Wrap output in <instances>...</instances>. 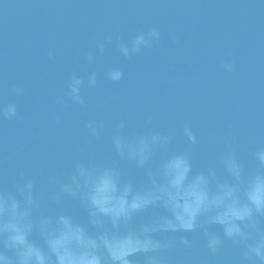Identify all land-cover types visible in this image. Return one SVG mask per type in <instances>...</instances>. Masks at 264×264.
Listing matches in <instances>:
<instances>
[{"label":"water","instance_id":"water-1","mask_svg":"<svg viewBox=\"0 0 264 264\" xmlns=\"http://www.w3.org/2000/svg\"><path fill=\"white\" fill-rule=\"evenodd\" d=\"M116 25L125 40L156 26L161 41L127 60L108 45L89 65L86 54ZM222 60H231L234 71H225ZM110 66L123 68L122 81L103 79ZM93 70L100 83L85 90L87 108L54 103L72 72ZM13 83L25 94L16 101L22 120L0 121V182L6 185L22 168L44 177L66 172L74 159L107 161L111 126L125 119L133 134L148 116L151 127L162 130L191 123L199 141L197 166L213 162L231 131L239 156L254 167L251 153L264 145V0H0V100L13 99ZM90 119L105 122L103 140L88 142ZM184 144L178 136L175 147ZM185 235L192 247L167 251V264H242V249L230 241L213 255L199 232Z\"/></svg>","mask_w":264,"mask_h":264},{"label":"clouds","instance_id":"clouds-1","mask_svg":"<svg viewBox=\"0 0 264 264\" xmlns=\"http://www.w3.org/2000/svg\"><path fill=\"white\" fill-rule=\"evenodd\" d=\"M161 37L152 26L125 40L116 25L84 59L94 65L114 45L127 60L156 47ZM55 55L49 48V61ZM221 67L234 71L231 60ZM124 75L122 67L110 66L103 79L118 83ZM99 83L95 70L72 72L54 103L87 108L84 92ZM8 91L13 99L0 100V121L20 122L16 101L25 89L13 83ZM53 120L60 123L61 116ZM85 127L89 143L103 140V120L90 119ZM178 136L185 140L181 148L175 147ZM109 142L107 161L74 159L66 172L44 177L22 168L10 185L0 182V264H167V251L192 247L185 234L193 232L213 255L230 241L242 249V264H264V145L251 153L255 166L249 167L229 131L213 162L197 166L199 141L191 123L162 130L151 127V116L133 134L125 119L115 122ZM69 201L86 219L69 210Z\"/></svg>","mask_w":264,"mask_h":264}]
</instances>
